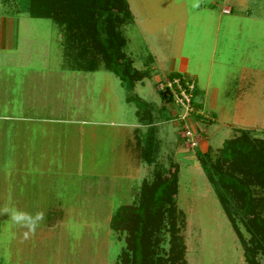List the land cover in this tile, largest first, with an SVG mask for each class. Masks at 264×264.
Wrapping results in <instances>:
<instances>
[{"label": "rangeland", "instance_id": "rangeland-1", "mask_svg": "<svg viewBox=\"0 0 264 264\" xmlns=\"http://www.w3.org/2000/svg\"><path fill=\"white\" fill-rule=\"evenodd\" d=\"M126 1L132 21L120 28L123 51L146 71L131 88L102 67L72 70L56 23L30 18L26 0H0V212H63L27 239L0 213V264H114L122 240L109 216L134 200L155 166L171 163L185 264H246L195 150L214 157L239 130L264 139V0ZM174 71L194 79L195 100L212 120L157 110L156 87ZM139 106L157 110L151 165L139 157L143 142L134 146L144 137L132 131L141 129Z\"/></svg>", "mask_w": 264, "mask_h": 264}, {"label": "trees", "instance_id": "trees-1", "mask_svg": "<svg viewBox=\"0 0 264 264\" xmlns=\"http://www.w3.org/2000/svg\"><path fill=\"white\" fill-rule=\"evenodd\" d=\"M25 11L30 18L50 19L59 26L63 52L72 70L90 72L102 67L127 88L145 77L146 71L134 68L123 51L125 38L120 28L132 21L126 0H26ZM174 77L184 79L177 72L169 73L165 79ZM156 91L161 102L158 111H167L166 105L177 109L167 87L157 86ZM195 93L194 81L192 111L187 116L209 122L212 118L204 116L200 104L193 101ZM140 108L135 113L144 128L133 131L144 136L136 140L138 145L143 142L139 157L151 165L155 162L157 110L153 115V111L140 112ZM249 132L239 130V136L223 141L214 157L208 148L195 150V154L239 241L245 263L264 264V139ZM176 191L177 167L172 163L167 169L155 166L151 177L141 180L134 200L112 211L109 229L122 240L114 264H185V246L179 235L183 216L175 205ZM237 222L248 234L246 239ZM258 257L263 258L262 263Z\"/></svg>", "mask_w": 264, "mask_h": 264}, {"label": "built area", "instance_id": "built-area-1", "mask_svg": "<svg viewBox=\"0 0 264 264\" xmlns=\"http://www.w3.org/2000/svg\"><path fill=\"white\" fill-rule=\"evenodd\" d=\"M228 12V11H227ZM164 85L167 87L172 95V104L175 108L179 109L181 112L177 113V117L180 120H184L189 112L192 111L191 99L192 91L194 88V81L190 78L184 77L180 79L179 77H174L171 80L164 79L161 86ZM207 117V115H204ZM185 127V126H183ZM185 142L191 147L195 146L191 134L188 131H184Z\"/></svg>", "mask_w": 264, "mask_h": 264}, {"label": "clouds", "instance_id": "clouds-1", "mask_svg": "<svg viewBox=\"0 0 264 264\" xmlns=\"http://www.w3.org/2000/svg\"><path fill=\"white\" fill-rule=\"evenodd\" d=\"M0 213H7L14 225L27 230L23 233L25 239L29 237L30 233L33 235L35 234L40 222L44 219V213L42 211L33 214L15 208L9 209L6 207Z\"/></svg>", "mask_w": 264, "mask_h": 264}, {"label": "crops", "instance_id": "crops-1", "mask_svg": "<svg viewBox=\"0 0 264 264\" xmlns=\"http://www.w3.org/2000/svg\"><path fill=\"white\" fill-rule=\"evenodd\" d=\"M223 13V12H222ZM224 14H226L225 12H224ZM132 15V14H131ZM175 72V71H174ZM177 72V71H176ZM167 76V75H166ZM165 76V77H166ZM165 78L163 77V80H164ZM158 83H159V81H158ZM157 83V84H158ZM195 87H196V92L198 91L197 89V84H196V82H195ZM210 99H211V102L213 103L214 102V99H215V95H211L210 96ZM193 101L194 102H196V103H199L200 104V108H201V110H202V108L204 107L203 106V104H202V102H199V101H197V100H195V97H193ZM209 104V106H212V108H213V105L214 104ZM166 108H167V112H168V114L170 113L171 115L172 114H174V108L173 107H171L170 105H166ZM192 118V117H191ZM194 122H196L194 119H193V121H192V123H194ZM139 124V123H138ZM140 127H141V129H143L144 128V126L143 125H140ZM135 128H139V127H134V129ZM133 131V130H132ZM10 135H11V133H10ZM11 141V140H10ZM202 141V140H201ZM198 142H199V140H198ZM201 144H204V142H201ZM138 144L136 143V140H135V142H134V146H137ZM205 145V144H204ZM199 147H200V144H199ZM201 147H203V146H201ZM200 147V148H201ZM204 148V147H203ZM9 152L11 153L12 152V142H11V144H10V148H9ZM17 152H19V150H17ZM185 154H188V153H185ZM138 159V158H137ZM139 160V159H138ZM137 166H138V164H137ZM15 194H17V190H15V192H12L11 193V197H14V195ZM44 216H45V225L47 226V227H49L51 224H50V222H49V218L52 220V217H63V212H62V210L60 209V207H56V208H49V207H47V209H46V211H45V213H44ZM109 218H110V216H109ZM50 220V221H51ZM108 222H109V219H108ZM50 224V225H49Z\"/></svg>", "mask_w": 264, "mask_h": 264}]
</instances>
